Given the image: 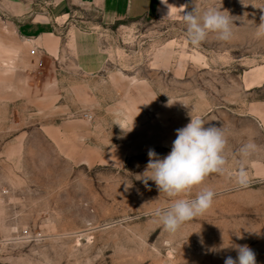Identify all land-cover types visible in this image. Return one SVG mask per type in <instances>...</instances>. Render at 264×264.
<instances>
[{
    "label": "rangeland",
    "instance_id": "1",
    "mask_svg": "<svg viewBox=\"0 0 264 264\" xmlns=\"http://www.w3.org/2000/svg\"><path fill=\"white\" fill-rule=\"evenodd\" d=\"M51 1L0 0V264H224L232 244L264 264V0H195L234 19L229 41L199 46L182 19L193 0L113 24L76 7L57 56L29 53L31 90L13 23ZM191 116L225 133L226 164L181 197L211 188L212 207L170 234L154 211L174 198L141 177Z\"/></svg>",
    "mask_w": 264,
    "mask_h": 264
},
{
    "label": "clouds",
    "instance_id": "2",
    "mask_svg": "<svg viewBox=\"0 0 264 264\" xmlns=\"http://www.w3.org/2000/svg\"><path fill=\"white\" fill-rule=\"evenodd\" d=\"M162 3L167 4V0H162ZM193 5L191 11L182 15L186 36L193 46H199L211 34L219 41H229L232 38L233 17L226 15L221 8L201 10L195 5V0ZM171 6L168 5V15ZM186 7L187 5L182 6L183 11ZM261 19L264 21V17ZM168 103L170 105V101ZM132 128L121 129L130 132ZM226 145L227 139L220 127H205L202 118L191 116L186 126L176 130V139L167 156L160 158L154 150L148 151L149 161L141 178L146 185L149 180L153 181L159 193L174 198L167 209L157 208L154 211L158 223L165 231L176 233L184 223L203 216L212 207L216 193L211 188L202 189L192 199L181 197L203 184L210 174L224 171ZM256 148L254 143L249 142L240 151L247 156ZM245 177L246 173L241 168L237 176L238 183L244 184ZM237 238L243 239V236L237 235ZM230 247L236 250L237 258L229 256L224 264H257L256 254L248 245L232 244Z\"/></svg>",
    "mask_w": 264,
    "mask_h": 264
},
{
    "label": "crops",
    "instance_id": "3",
    "mask_svg": "<svg viewBox=\"0 0 264 264\" xmlns=\"http://www.w3.org/2000/svg\"><path fill=\"white\" fill-rule=\"evenodd\" d=\"M51 5L53 8L50 11L43 9L41 13L32 12L31 19L13 23L23 56L15 69L20 70V75L31 90L35 82L39 84V75L36 64L29 61L30 51L36 48L41 56H57L61 47L59 28L73 17L76 7L98 11L106 24L157 18L161 10V0H52ZM51 80L48 79L49 83Z\"/></svg>",
    "mask_w": 264,
    "mask_h": 264
},
{
    "label": "built area",
    "instance_id": "4",
    "mask_svg": "<svg viewBox=\"0 0 264 264\" xmlns=\"http://www.w3.org/2000/svg\"><path fill=\"white\" fill-rule=\"evenodd\" d=\"M30 55L33 56V57H38L39 52H38V50L36 48H34V49H32L30 51Z\"/></svg>",
    "mask_w": 264,
    "mask_h": 264
}]
</instances>
